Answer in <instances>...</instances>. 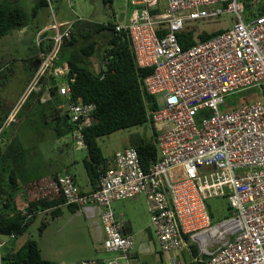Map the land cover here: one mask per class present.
<instances>
[{"label":"built area","instance_id":"2783aa9c","mask_svg":"<svg viewBox=\"0 0 264 264\" xmlns=\"http://www.w3.org/2000/svg\"><path fill=\"white\" fill-rule=\"evenodd\" d=\"M130 5L112 24L126 31L136 66L150 70L143 87L156 100L147 111L156 157L144 170L135 148L115 151L98 189L90 192L80 191L68 173L57 176L62 205L77 206L101 227V247L110 255L72 264H130L134 239L123 234L112 204L136 194L145 198L149 229L161 252L194 246L195 262L264 264V97L220 110L229 94L264 88V14L246 12L247 6L264 5L263 0H131ZM225 14L232 15L231 26L201 40L196 23ZM75 23L57 22L52 13L51 25L36 32L37 48L45 40L50 45L39 49L20 98L1 117L0 137L31 93H40V103L51 99V82L65 100L75 148L86 150L82 131L91 124L95 105L72 99L70 67L66 61L56 64ZM183 31L193 32L185 48L177 38ZM107 65L103 52L98 72ZM217 197L226 198L230 214L211 222L205 202ZM12 238L14 233L0 236V264L1 250Z\"/></svg>","mask_w":264,"mask_h":264},{"label":"trees","instance_id":"16d2710c","mask_svg":"<svg viewBox=\"0 0 264 264\" xmlns=\"http://www.w3.org/2000/svg\"><path fill=\"white\" fill-rule=\"evenodd\" d=\"M102 1L103 3L111 2V0ZM47 6V0H36L30 12L31 16L35 17L39 9ZM246 12L251 15L264 14V5L256 8L247 6ZM30 18L29 13L18 0H0V38L25 26ZM221 31V29L210 33L201 31L199 38L204 40ZM192 35V31L177 34L178 41L183 48L192 44ZM49 45L47 40L41 43L40 48L34 45L27 60L35 63L39 49H46ZM103 52L107 53V70L102 73L93 71L89 68L90 58L99 54L102 57ZM63 61H66L70 67L67 82L72 99L76 102H91L95 105L91 124L82 131L86 144L83 167L93 191L99 187L100 174L111 166L112 161V157L107 159L103 156L97 140L115 131L141 126L149 122L147 111L156 107V100L145 91L143 77L150 70L136 66L126 31H116L109 20L105 23L92 19L76 20L71 38L60 48L56 64ZM49 90L51 99L46 103H39L40 93H31L23 105H26L28 99L34 98L36 103L32 104L29 112L37 109L38 118L43 124H46L44 110L48 105L51 106L54 134L56 133L58 137L71 134L73 126L66 119L63 110L65 100L58 95L57 86L51 82H49ZM230 95L235 96L236 99L230 101ZM227 97L230 100L225 99L220 107L222 112L259 100L264 97V88L261 90L251 88L229 94ZM6 114L7 112L0 111L1 116ZM12 124L14 121L0 137V236L14 233V238L8 242L9 244L15 243L17 237L26 231L38 215V211H42L41 215L49 214L51 218L57 217L61 213L60 206L64 202L56 185V173L50 175L55 181L54 192L39 197L37 196L39 192H31L41 185L42 176H33V170L28 165L30 148L24 146L20 134H11ZM151 130V140H146L139 135H130L128 138V147L136 149L144 170H148L156 157L155 130L152 126ZM3 138L6 139L2 144ZM20 188H23L26 193L24 200H20L16 194ZM205 206L211 222L218 220L219 218H215V210H212L206 202ZM67 208L72 213L77 210L75 205H68ZM229 214L230 210L227 205V211L223 217ZM28 215L31 216L28 217ZM45 221V219L41 221L39 232L45 227ZM7 244L2 248L5 251L1 252V264H53L41 255L38 242L34 239H28L20 246L10 248H7ZM190 249L195 257L196 248L190 246ZM205 260L206 258H202L201 261H193L191 264H203Z\"/></svg>","mask_w":264,"mask_h":264},{"label":"rangeland","instance_id":"374dc122","mask_svg":"<svg viewBox=\"0 0 264 264\" xmlns=\"http://www.w3.org/2000/svg\"><path fill=\"white\" fill-rule=\"evenodd\" d=\"M20 1V4L25 8L31 17L29 24L31 26H35L41 25V23H44L45 21L51 22L52 13H54L56 18L62 17L69 20L92 19L102 23H105L108 20L112 22V13L118 12L119 8L124 5L126 0H112L110 3H103L102 0H49L48 3L50 6V13H37L35 17L31 16L30 14L33 7L31 0ZM231 18V14L221 15L218 18L209 21L196 23V28L198 31H205L208 33L218 29H225L231 26ZM10 35L11 34H8L0 38L1 99H10L15 97L16 92L18 91L22 82L23 76L27 72L25 59L28 57L32 47L34 46L32 43L24 39H16ZM99 56L100 54L90 58V62L93 65L92 68L91 66L89 67L90 69L95 70L94 67L96 66L94 63H97ZM58 82L59 79L57 78V83ZM230 96L229 98L231 100L228 97L226 100L233 101L236 99L235 96ZM22 104L20 105V107H22H19L20 109H18L20 112L18 118L22 119L18 131L24 146L30 148L28 156L33 157L34 155H37V153L41 155V158L45 160L44 171L47 174L55 173V171L58 170H68V172L74 174L77 178V181L81 183V178L85 175L83 159L86 157V150L75 148V146L72 144L71 134H67L64 137H56V134H54L49 124H43L40 121L34 122V120L31 123H28L27 121L30 122L32 118H38L39 113L37 109L32 110L30 113L29 109L24 106L25 104ZM44 112L45 118L48 122L51 117L49 108H45ZM12 126V130H15L14 127L18 125L16 124V126ZM12 126L10 128H12ZM32 126H36L37 128L40 127L41 132L37 131V133H40V136H35V133L30 132ZM130 135H139L146 140H151L152 130L150 123L147 122L141 126L118 130L107 136L99 138L97 141L103 156L109 159L112 157L115 151L121 149L126 143L128 146L127 140ZM34 137H36L38 140L36 145L32 144L35 142V140H33ZM54 137L55 145H49L48 139ZM51 141L53 142V139ZM62 141L67 143V147L62 146L64 149L63 151L59 150L58 148ZM54 182L55 181L51 177V182L48 184L47 188H42V191H40L37 196L39 197L54 192ZM16 194L20 200H24L26 197V193L24 192L23 188H20ZM126 199L127 200L123 199L125 201L120 202V205L116 208V210L118 209V216H120L124 221L127 220L128 217L131 218L136 228L135 231L137 232L139 229H141V234L146 238L147 234L149 233V230L146 229L147 217L149 220V216L144 196L140 194L132 199ZM206 204H208L212 210H215L216 219L222 218L227 211L226 198H210L206 201ZM68 211L69 210L65 208V210L62 211L63 213H60L59 216L53 218H51L49 214H38L29 224L26 231L17 237L15 243L7 244V248H10L11 246H20L26 240L34 239L40 242L42 255L47 259H53L55 258V254H59L57 251H55V242L58 243L61 248H63L60 249L61 253L69 249L67 250L68 255H73V257L78 256L81 253V249L78 247V238L75 235L69 233L70 226H65L66 221L68 220ZM44 219L46 220V225L43 230L39 232L41 221ZM61 227H64V229H60ZM154 242L155 238L151 234L148 243L151 246L154 244ZM74 244L76 245L72 248V245ZM4 251L5 249H2L1 252L3 253ZM171 254L174 255L175 258L181 262V264H190L191 262L187 249L172 251ZM140 261H143L144 264H167L164 261V256H162V263L160 262L158 254H155L154 256L146 255L142 257ZM130 264L140 263L138 260H130Z\"/></svg>","mask_w":264,"mask_h":264},{"label":"crops","instance_id":"0c3cea01","mask_svg":"<svg viewBox=\"0 0 264 264\" xmlns=\"http://www.w3.org/2000/svg\"><path fill=\"white\" fill-rule=\"evenodd\" d=\"M18 1H19V3L21 2L20 0H18ZM35 1L36 0H31V3H32L33 6L35 4ZM47 2H49V0H47ZM130 3H131V0H126L124 5L119 8L118 12H116V13L113 12L112 13L113 21H117V20L121 21L123 19L124 14L127 12V9L131 6ZM49 9H50V6H49V3H48L47 7H43L41 9H39L37 13H50ZM54 17H55V15H54ZM55 19H56L57 22H64V21H68L69 20V19H65V18H62V17L61 18H56L55 17ZM29 22H30V20H29ZM29 22L25 26L21 27L20 29L15 30L13 33H10L11 34L10 36L11 37L13 36L16 39L17 38L24 39V40L32 43V45H34V37H35L36 32L38 30H40V29H44V28L49 27L51 25V23H52V21L51 22L45 21L44 23L42 22L41 25L31 26L29 24ZM100 57H101V54H100V56L98 58L97 63L96 64L94 63V65L96 67H94L95 70H93V71H97L98 72V62H99ZM25 62H26L25 66L27 67L26 68L27 72L23 76L22 82L20 84V87H19L18 91L16 92L15 97L10 98V99H6V98L1 99L0 98V111L1 112H7L8 113L14 107V105H16V103H17L18 99L20 98L21 93H22L26 83L28 82V80H29V78H30V76H31V74L33 72L32 68H34L36 66V62L35 63H31V62H29L27 60V58L25 59ZM92 66L93 65L91 64V68H92ZM34 103H36L34 98H30V99L27 100L25 106L30 111L31 106ZM41 104H43V103H41ZM47 108H49V113H51V117H52L53 113H52V110H51L52 109L51 106L48 105ZM19 114H20V112L18 110L17 115H16V117L14 119V124H12L14 126H16V124H17L18 126L14 127L15 130H12L13 126H12V128H10L11 134H19V131H18L19 128L18 127L20 126L21 121H22V119L18 118ZM0 117H2V116L0 115ZM51 117H50V120L48 122L45 119V121H46L45 123L49 124L51 126V128H52L53 126H52ZM66 119H67V117H66ZM33 120H34V122H37V121L42 122V120L38 119V118H32L30 120V122H32ZM35 127L36 126H32L31 127L32 129L30 128L31 129L30 132L35 133L36 134L35 136H40L39 135L40 133H37V131L41 132L40 127L39 128H37V127L35 128ZM64 136H61V137H64ZM56 137H58V136L56 135ZM5 139L6 138L2 139V141H1L2 144L5 142ZM45 139H47V138H45ZM52 139H53V142L51 141ZM33 140H35V142H33L32 144L36 145V143L38 142L37 138L34 137ZM48 140H49V142H48L49 145H55V137L54 138H49ZM71 140H72V137H71ZM127 142H128V140H127ZM72 144H73V141H72ZM62 146L63 147L66 146L67 147V143L65 141H62L61 145L58 146L59 150L63 151L64 149L62 148ZM127 147L128 146H127V143H126L119 150L125 149ZM29 158L30 159H29V164L28 165L33 170V173H32L33 176L34 175H37V176H40V177L42 176L41 185H39L38 187H35V191H31V192H33V193L40 192V191H42V188H46L48 186V184L50 182V177H51L50 175L51 174H47L44 171V164H45L44 162H45V160L41 158V155H39L37 153V155H34L33 157H29ZM112 164L113 163L111 161V165ZM55 173L57 174V176L60 175V174H64V173H68V174L72 175L74 180H75V182H76V184H77V186H78V188H79V190L82 191V192H90L93 189L92 185L90 184V182L88 180V177H87L86 173L81 178V183H79L77 181L76 176L74 174L68 172V170H63V171L62 170H58V171H55ZM138 195H140V194L133 195L132 197H129L128 199H132V198H134V197H136ZM125 200H127V199H125ZM125 200L114 201L113 204H112V209H113L115 217L120 219L123 222V224H124L123 234H129L134 239V247H133V250H132V254H131L130 260L131 261L138 260L140 264H144L143 261H140L142 257H144L146 255H148V256L153 255L154 256L155 254H158L159 260H160L161 263H162V256H164V261L167 264H172V263L174 264L175 262H178L179 264H181V262L179 260H177L174 255L171 254L172 252H168V253L161 252L159 250V248H158L156 240H155L154 244L150 246L148 241L150 240V236H151L152 232L149 229L148 217H147V222H146V229L149 230V233L147 234V237L145 238V236H143L141 234V232H140L141 229H139L137 232L135 231L136 228H135V225H134L133 220L131 218L128 217L127 220L124 221V220L121 219L120 216H118L119 213L117 212L118 209L116 210V208L120 205L119 204L120 202H124ZM65 208L68 210L66 205H61L60 206V212L63 213L62 211L65 210ZM68 212H69V215H68V218H67L68 220L66 221L65 226H70L69 233L75 235L78 238V241H79L78 242L79 243L78 247L81 249V253L78 256H74V257H73V255L71 256V255L67 254V250H69V249H67L65 252L61 253L60 249H63V248H61L58 245V243L55 242V251H57L59 254L58 255L55 254V258H53V259H47V258H45L42 255L40 242L37 241L38 245H39V248H40V251H41V255L45 259L50 260L53 263H55V262H64L66 264H72V263H74V262H76L78 260H83V259H100L101 260V259H105L108 256H110L108 253L104 252L102 247H101V240L104 239V237H105L104 236V232L102 231L101 227L90 223L78 209L74 213H72L70 211H68ZM64 227H61L60 229H64ZM75 245L76 244L72 245V248H73V246L75 247ZM187 251H188V254L190 256L191 262H193L194 256L192 255L191 250L187 249ZM191 262H190V264H191Z\"/></svg>","mask_w":264,"mask_h":264},{"label":"water","instance_id":"95a60500","mask_svg":"<svg viewBox=\"0 0 264 264\" xmlns=\"http://www.w3.org/2000/svg\"><path fill=\"white\" fill-rule=\"evenodd\" d=\"M263 2H264V0H263ZM36 62H37V60H36ZM1 119H2V118L0 117V121H1Z\"/></svg>","mask_w":264,"mask_h":264}]
</instances>
